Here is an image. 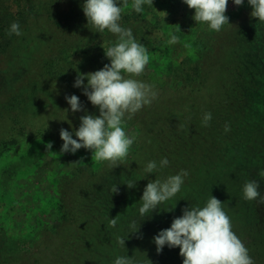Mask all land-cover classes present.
Segmentation results:
<instances>
[{
	"label": "trees",
	"instance_id": "1",
	"mask_svg": "<svg viewBox=\"0 0 264 264\" xmlns=\"http://www.w3.org/2000/svg\"><path fill=\"white\" fill-rule=\"evenodd\" d=\"M16 1L14 9L0 3V64L5 58L9 64V54L12 56L14 48L23 42L33 41L35 46L45 44L43 46L49 50L38 57L36 66H17L15 76L9 79L1 71L5 72L4 66H0V143L14 141L16 136L28 133V138L52 139L61 149L60 129H67L77 139L74 131L80 125L79 117L85 114L84 111L72 113L66 95L75 94L87 113L99 115L98 107L91 104L82 87L73 86L78 72H94L98 68L71 63L66 59V51L86 49L112 33L108 30L94 32L87 26L82 8L84 0ZM40 18L53 28V34L34 39L29 22ZM13 22L19 23L22 35L7 34ZM128 23L132 21L125 19L121 26ZM215 39L210 55L211 45L202 54L200 71L196 74L163 73L158 79L147 74L132 77L152 85L157 96L131 119L123 118V123L138 132V146L131 156L114 169L106 162L97 170L81 166L64 176L58 186L61 208L57 223L37 232L31 255L6 252L0 247V264H114L115 259L121 257L119 254L133 258L134 254L140 255L141 258L136 256L139 263L183 264L179 247L164 246L163 252L158 254L153 237L169 228L173 218L183 214L184 207L202 208L211 195L222 201L232 231L248 249L255 264H264V203L259 199H243V186L251 180L259 182L258 190L264 196V178L259 175L264 170V132L256 131L254 126L259 112L264 119V84L253 78L256 90L249 93L254 96L253 100L244 93L245 86L239 84V75L234 72L237 66L246 69L247 66H264V23L254 17L239 26L226 23L219 32L210 30L209 40L212 43ZM47 82L53 83L51 88ZM209 84L210 91L203 90L210 87ZM202 96L204 100L214 98V101L204 110H198V98ZM232 100L238 103L232 105ZM209 112L212 118L208 126H204L203 116ZM218 112L224 116L223 120L233 116L239 127L242 123L246 125L245 136L252 147L261 146L260 150L254 148L261 159L252 157V148L245 163L215 153L217 149L213 145L219 147L221 134L215 135L213 130L217 128L212 127L211 121ZM165 157L169 165L160 168V161ZM149 161L157 163V170L151 174L144 171ZM182 169L189 174L184 177L180 191L143 217L140 234L149 233L151 237V240L142 239L146 250L142 246L136 248L138 244H110L109 236L119 237L113 231L128 225L130 215L138 217L140 198L149 180H164ZM128 180L136 181V187L129 189L124 184ZM114 185L119 188L118 194L111 192ZM158 211L162 215L155 216ZM111 218L117 219L115 227L109 226ZM131 234L132 238H137V234Z\"/></svg>",
	"mask_w": 264,
	"mask_h": 264
},
{
	"label": "rangeland",
	"instance_id": "2",
	"mask_svg": "<svg viewBox=\"0 0 264 264\" xmlns=\"http://www.w3.org/2000/svg\"><path fill=\"white\" fill-rule=\"evenodd\" d=\"M133 2L134 0H127L128 7L123 8L122 0H118L122 7L119 22L121 25L125 19L132 21L133 25L128 23L123 27L132 30L136 42L142 44L149 55V62L140 77L143 74H147L151 78L158 79V76L163 73L181 76L193 75L200 71L201 66L198 65L200 60H202L201 56L211 45L208 53L210 55L216 39L211 43V40H209V26L206 23H196L194 21L195 10L190 9L183 0H153V5L145 3L142 5V11L137 13L132 8ZM0 3L7 4L10 9L17 7L16 0H0ZM251 10L248 0H244L241 6H236L233 0H228L225 15L229 17L230 24L227 23V25H242L252 18L250 15ZM29 23L32 26L30 35L34 39H41V36L46 37L49 34H53V28L49 24H45L42 18L39 20L31 19ZM170 34L178 36L179 42L174 45L168 44L167 41L170 38ZM117 41L118 37L111 34L109 37L94 41L86 49L67 50L65 56L71 63L79 66H94L99 70L103 68L104 64L110 63V60L105 56L104 49L113 46ZM43 45L45 44H41V46L37 44L35 46L33 41L18 44L13 50V55L9 54V64L6 63V58L1 62L0 66L5 68V72L3 71L4 69L1 70L3 74H7L9 79V76H15L17 66H36L38 57L49 50L47 46ZM185 45H188V47H185ZM234 72L239 75V84L245 86L243 90L248 95L256 90L255 85H252L254 77L264 84V66H247V69L245 66H237ZM251 72L255 74L249 75V73L252 74ZM144 78H146L145 75ZM48 85L51 88L53 83L50 82ZM210 89L211 86L203 90L210 91ZM250 96L255 100L254 96ZM198 100L197 109L202 108L204 110L210 102L213 103L214 98L204 100L202 96ZM260 101H257V103L259 104ZM237 103L238 101L236 100L231 101L232 105ZM259 109H261V106H259ZM227 110L228 113L231 112L230 109ZM230 114L232 115V113ZM222 117L224 116L218 112L211 121L213 124L211 126L217 128L213 130L215 135L218 137V134H221L219 147L213 145L217 149L215 153L220 156L227 155L232 159L235 158L245 163V159L252 148V157L258 160L261 159V155L255 151L261 146L252 147L249 143V138L245 136L246 125L242 123V126L239 127V124H235L233 116L224 120ZM177 123L179 122H175V124ZM175 124L172 123V126ZM226 124L230 126V131L228 132H225ZM254 126L256 131L260 129V133L264 132V119L261 118L260 112ZM122 127L126 135L135 137L134 143L129 148L127 157H130L138 146V132L136 128L123 123V121ZM27 134L18 135L11 142L0 143V243H3L0 247L3 251L16 252L24 256L31 255L30 253L34 252L37 232H43V229L57 223L61 208L59 205L58 186L63 183L64 176L69 175L72 170L81 166L97 170L98 167L100 168L101 165L107 162L95 161L91 151L84 148L77 150L74 154H61L60 148L52 139L43 137L28 138L26 137ZM49 142L52 143L51 149L46 147ZM256 142L259 143L257 140ZM253 151L255 152L253 153ZM209 153L211 154V150ZM140 203L142 204V201ZM124 210L125 208L121 209V211ZM155 214V216H159L162 215V212L158 211ZM128 219L129 224L125 225L124 229L122 228V230L117 232L113 231L119 234V237L125 238V244L129 245L132 243L131 245L133 246L138 244L139 246L136 248H139L142 246V239L151 240L149 233H144L142 238L136 239L130 236V224L132 221H135L137 226L140 224L139 234L141 233L144 218L140 214L138 217L130 215ZM97 236L99 237L100 235L97 234ZM117 238L112 235L107 239L112 244V242H117ZM138 240L140 243H137ZM142 247L145 249L144 246ZM126 249L129 251L130 248L127 247ZM124 253L126 254L127 252ZM118 256L125 255L119 254ZM136 256L141 258L140 255L134 254L136 261L139 259L138 257L136 259ZM151 261H155V257ZM139 264L146 263L141 262Z\"/></svg>",
	"mask_w": 264,
	"mask_h": 264
},
{
	"label": "clouds",
	"instance_id": "3",
	"mask_svg": "<svg viewBox=\"0 0 264 264\" xmlns=\"http://www.w3.org/2000/svg\"><path fill=\"white\" fill-rule=\"evenodd\" d=\"M190 8L194 9L193 19L196 23H206L210 30L219 32L222 26L229 23V17L225 15L228 0H183ZM123 8L128 7L127 0H122ZM153 5V0H134L132 8L135 12L142 11L143 4ZM236 6H241L244 0H233ZM251 6V17L264 23V0H248ZM83 12L87 19V26L94 32L103 33L108 30L118 37V41L105 50V56L110 63L103 68L88 73L77 74L74 87L81 88L83 94L94 107H98L99 115L89 114L83 107L80 99L75 94L66 95L65 99L70 105L72 113L84 111L79 117L80 125L73 133L67 129H60V138L63 144L60 153H75L84 148L90 150L97 162H109V166L115 167L123 164L128 156L129 148L134 143L135 137L126 135L122 127L125 116L131 119L143 106L151 104L156 99L157 93L153 86L132 77L140 76L149 62L146 48L137 43L130 28H124L119 24L122 7L118 0H84ZM166 15V13H165ZM9 36L22 35L20 25L13 22L7 33ZM179 37L170 34L168 44H176ZM188 47V45H185ZM87 78V83H84ZM68 111V109H66ZM212 116L205 113L202 124L208 126ZM63 120V119H59ZM230 131V126L225 125V132ZM52 148V143L46 145ZM82 160V159H81ZM169 160L165 157L160 161V168L167 167ZM157 170V163L149 161L144 169L151 174ZM187 170L167 177L149 180L140 198L142 205L139 214L144 217L158 206L172 197L181 189L184 177L188 176ZM259 175L264 178V170ZM124 184L129 189L136 187V181L128 180ZM259 182L251 180L243 186V199L253 201L259 199L264 203V196L259 192ZM111 192L118 194L119 188L114 185ZM171 211V208L168 209ZM182 215L174 217L169 228L160 230L154 237L157 253H161L164 246L179 247V255L183 257V264H255L249 256L248 249L232 231L230 218L222 209V201L215 196L206 202L204 207L186 206L182 209ZM116 218L109 221L110 227H115ZM140 224L135 221L130 224V232L139 234ZM117 243L125 246V238L118 237ZM114 264H139L129 256L117 257Z\"/></svg>",
	"mask_w": 264,
	"mask_h": 264
}]
</instances>
